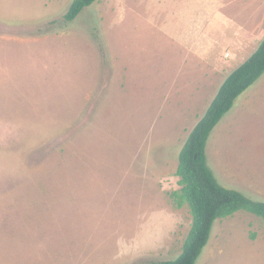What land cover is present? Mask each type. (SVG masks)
I'll list each match as a JSON object with an SVG mask.
<instances>
[{
  "label": "rangeland",
  "instance_id": "obj_1",
  "mask_svg": "<svg viewBox=\"0 0 264 264\" xmlns=\"http://www.w3.org/2000/svg\"><path fill=\"white\" fill-rule=\"evenodd\" d=\"M72 1L0 0V264L175 259L192 226L171 196L179 154L256 48L234 38L232 0H97L66 21ZM207 156L264 201V74ZM196 264H264V221L217 219Z\"/></svg>",
  "mask_w": 264,
  "mask_h": 264
},
{
  "label": "trees",
  "instance_id": "obj_2",
  "mask_svg": "<svg viewBox=\"0 0 264 264\" xmlns=\"http://www.w3.org/2000/svg\"><path fill=\"white\" fill-rule=\"evenodd\" d=\"M97 0H73L64 14L66 21ZM264 74V38L257 49L222 82L206 112L190 132L180 154L176 176L180 189L171 193L178 207L187 204L192 226L181 254L160 264H196L209 243L215 221L244 210L264 221V201L222 185L208 163L207 144L212 131L233 107L236 99Z\"/></svg>",
  "mask_w": 264,
  "mask_h": 264
},
{
  "label": "crops",
  "instance_id": "obj_3",
  "mask_svg": "<svg viewBox=\"0 0 264 264\" xmlns=\"http://www.w3.org/2000/svg\"><path fill=\"white\" fill-rule=\"evenodd\" d=\"M206 1L209 0H201L199 10L210 6L205 4ZM239 2V6L236 5V1L234 0L229 2V4L232 5L233 10H235L236 7H239V14L233 11L236 15H232L231 17L232 23H235L237 27L236 29L238 30V33L234 38L241 39L240 43L243 46H249L252 44L257 49L264 38V0H239Z\"/></svg>",
  "mask_w": 264,
  "mask_h": 264
}]
</instances>
